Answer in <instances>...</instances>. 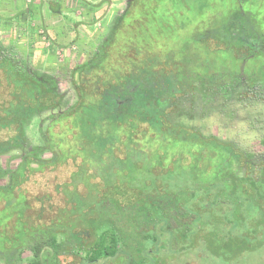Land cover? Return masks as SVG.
<instances>
[{
  "label": "trees",
  "instance_id": "obj_1",
  "mask_svg": "<svg viewBox=\"0 0 264 264\" xmlns=\"http://www.w3.org/2000/svg\"><path fill=\"white\" fill-rule=\"evenodd\" d=\"M207 1L129 0L70 70L69 92L16 43H0V160L20 157L16 168L0 163V264H154L159 246L219 256L232 244L237 255L260 245L264 0H216L224 19L190 47L159 45L175 27L156 19L164 2L177 22L178 6ZM195 44L224 63L232 55L236 69L211 72ZM216 112L244 117L251 148L189 123ZM71 164L53 192L27 188L38 177L58 181Z\"/></svg>",
  "mask_w": 264,
  "mask_h": 264
},
{
  "label": "rangeland",
  "instance_id": "obj_2",
  "mask_svg": "<svg viewBox=\"0 0 264 264\" xmlns=\"http://www.w3.org/2000/svg\"><path fill=\"white\" fill-rule=\"evenodd\" d=\"M53 1L0 0V43L5 45L16 43L25 61L38 71L55 74L61 91L69 92L70 70L89 59L100 40L110 31L114 19L125 11L129 0H81V2L65 0L56 9L52 7ZM164 3L160 12L156 14V19L161 22L172 20L171 26H175L173 31L169 30L170 26L166 27L163 38H157L161 39L157 40L160 42L159 45L164 47L167 45V49L183 50L186 45L190 47L194 38L204 28H208L211 22V25H216L225 15L223 3L220 1L209 0L204 4L194 2L190 8L183 6L184 4L177 7L180 16L176 22L164 12L169 8L165 5L167 3ZM35 5L37 7H34ZM176 26H180L178 30ZM192 46L196 47V49L193 47L194 52L201 53L204 62L209 61L211 72L218 73L229 68L233 70L236 66L234 61L237 60L232 55H228L229 62L224 63L217 54H207L204 46L200 44ZM207 70L205 65L200 72L204 73ZM244 120L243 116L230 118L228 115L216 112L204 119H193L189 123L205 133L227 140L237 139L243 146L251 148V139L255 134L248 130L249 125ZM34 126L32 125L28 132L31 145L37 142L31 133ZM44 157L49 159L52 155L46 153ZM0 163L4 167L16 168L20 163V157L18 153L8 154L1 158ZM72 170L71 164L60 173L58 171L54 175L58 181H54V178L50 183L43 177H38L36 180L39 183L36 182L35 185L32 181L27 188L33 192L51 191L53 185L64 181ZM6 182L7 179H0V185ZM55 201L59 205L57 198ZM249 244L250 248L254 249L237 255L236 249L239 246L232 244L229 250L216 251L219 256L212 255L213 252H209L204 246L198 247L195 254L184 256L177 250L175 252L163 250L159 246L154 251V264H264V237L257 247H254L255 243L251 244L250 241Z\"/></svg>",
  "mask_w": 264,
  "mask_h": 264
},
{
  "label": "crops",
  "instance_id": "obj_3",
  "mask_svg": "<svg viewBox=\"0 0 264 264\" xmlns=\"http://www.w3.org/2000/svg\"><path fill=\"white\" fill-rule=\"evenodd\" d=\"M53 1V0H52ZM64 1L65 0H54L53 2H52V7L54 8V9H56V8H59L60 7V4H61V2H62V4L64 3ZM77 2H81V0L80 1H77ZM36 4V3H35ZM78 4V3H77ZM34 7H37V5H35ZM94 12V11H93ZM70 19V18H69Z\"/></svg>",
  "mask_w": 264,
  "mask_h": 264
}]
</instances>
